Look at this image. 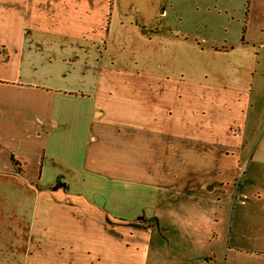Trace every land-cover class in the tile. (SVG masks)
<instances>
[{"label":"crops","instance_id":"0c3cea01","mask_svg":"<svg viewBox=\"0 0 264 264\" xmlns=\"http://www.w3.org/2000/svg\"><path fill=\"white\" fill-rule=\"evenodd\" d=\"M168 1L0 0V264H264V87L250 119L264 0H247L242 40L226 46L173 27ZM142 54L145 82L120 83L121 63ZM197 55L244 62L202 68L205 81ZM207 86L237 94L242 119L223 130L172 106ZM231 166L246 179L237 226L224 215L203 232L212 220L193 207L185 243L173 206H231V177L216 198L205 190Z\"/></svg>","mask_w":264,"mask_h":264},{"label":"rangeland","instance_id":"374dc122","mask_svg":"<svg viewBox=\"0 0 264 264\" xmlns=\"http://www.w3.org/2000/svg\"><path fill=\"white\" fill-rule=\"evenodd\" d=\"M168 0H164L163 6H168L169 3H167ZM194 0H173L172 3L175 4V9L170 13V21L173 25V27L181 30H185L187 32L194 33L196 37L199 40H202L207 43L208 46L211 45H231L240 43L242 40V37L244 35V18L246 17L248 13V1L247 0H196L199 2V10L193 9L192 2ZM218 2V10H208V8H211V6L214 4V2ZM170 2V0L168 1ZM115 3V0H112V4ZM130 3H135L136 5L140 6L144 10L149 8V5L151 3V0H120V5L126 6ZM135 19L138 23H142V18L140 14L135 15ZM161 19L160 16H158L156 22L153 24V27L155 28L156 32H168V29L161 25ZM205 38V39H204ZM206 44H203L205 46ZM139 58L132 59V57H128L125 59V62L121 63L120 67V75H117L118 80L120 83L127 84H135V83H141L143 84L145 82L144 79V73H145V63H144V55H138ZM194 61L199 65L200 72L199 76L202 77L203 80L208 81L209 80V72H204L202 68L205 67H221V65L226 66L230 62L232 64H242L244 60L241 59L240 56H233L232 59L225 58L222 59L218 56H195ZM235 67V66H234ZM264 52H262L261 57L259 58V64L257 66V73L255 76L254 81V90L253 94H251V115L250 119L253 118L252 111L256 112V109L263 110V108H258L257 102L259 99H262L260 97V87H264ZM232 76V72H231ZM230 78V79H229ZM226 83H223V86H230V83L232 82V79H235L234 76L229 77ZM232 78V79H231ZM209 86L206 87V89H192L191 91L184 92V101H181L182 99L177 98L176 93L171 95L172 106L174 108L180 109L179 106L182 107L183 103H186L184 105V108L186 110H189L188 114L194 115L197 118L201 119L202 124L206 123L209 118H216L218 121V127L225 130V126L229 128L231 126V123L235 122L237 123L242 119V111L240 106V101L238 98V95L235 93H232L230 90L226 89L224 87L223 90H217V91H210L208 89ZM230 89V88H229ZM140 95H143V93H140ZM143 100V99H142ZM264 99H262L263 101ZM242 105V104H241ZM264 105V104H263ZM207 126V125H205ZM219 131L218 134L220 137H224L226 133L225 131ZM229 134V133H226ZM233 138H235L233 136ZM229 139V138H225ZM224 140V139H223ZM236 140V139H235ZM229 141V140H225ZM233 145L239 143V141H232ZM206 143V142H205ZM205 145H208L207 143ZM220 157V159H219ZM234 157V156H233ZM219 161L221 164H225L226 166L229 165L230 161L232 160V155L228 153V157L222 155L218 156ZM229 161V163H227ZM242 165V164H241ZM246 171L243 170V173ZM202 175L207 173H201ZM222 176L220 177V173L218 172H211L212 179L208 181V184L205 186V190H207V185H212L210 189L211 194L209 197H217V193H215L213 190L215 186L220 185L219 182L223 181V178H230L231 181L228 180V183H231L234 186L235 196L234 201H232V204L230 206V202L226 201L222 204V208L219 207L218 203L210 204L208 200H201L199 204L191 202L188 203H176L173 209V212L179 211L178 214L173 215V218L178 220V218H181V222H183L185 226V232L187 240H185V243H190V240L188 239V235H190V225H187V221L189 218H193V214L197 212L193 211V207L199 208L198 217H209L211 218V226L209 225L208 228L204 229L203 232H207L208 234H211V232L217 228V223L213 221V218L215 217L219 218L220 216L225 218L224 215H229V218H231L232 221H234V226H237L238 220L237 217H239L242 210H245L246 208H242L241 206V200L240 197L242 196L240 192L241 185L244 187L246 179L244 178V175H240V169L238 171L235 170L234 167L231 166V170L227 171V174L225 172H221ZM214 175V176H213ZM217 175V176H216ZM214 185V186H213ZM238 191V192H237ZM213 194V195H212ZM181 195V194H179ZM196 196L203 197V194H195ZM205 195V194H204ZM253 198V196H252ZM204 202V203H203ZM180 207V209H179ZM157 229V228H156ZM214 234V233H213ZM169 235H173L172 233ZM184 235V236H185ZM216 235V234H215ZM214 235V236H215ZM181 235L180 237L183 239L184 237ZM217 236H215L216 238ZM177 241L174 239V242ZM215 240L210 241L206 240L205 245L213 246L215 244ZM225 258V257H224Z\"/></svg>","mask_w":264,"mask_h":264}]
</instances>
